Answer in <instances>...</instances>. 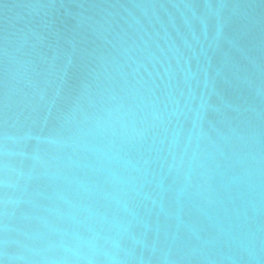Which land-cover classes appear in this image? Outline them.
<instances>
[{"label": "water", "instance_id": "95a60500", "mask_svg": "<svg viewBox=\"0 0 264 264\" xmlns=\"http://www.w3.org/2000/svg\"><path fill=\"white\" fill-rule=\"evenodd\" d=\"M0 264H264V0H0Z\"/></svg>", "mask_w": 264, "mask_h": 264}]
</instances>
